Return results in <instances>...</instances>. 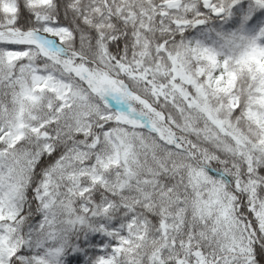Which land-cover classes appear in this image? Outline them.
Masks as SVG:
<instances>
[{"label":"snow or ice","instance_id":"obj_1","mask_svg":"<svg viewBox=\"0 0 264 264\" xmlns=\"http://www.w3.org/2000/svg\"><path fill=\"white\" fill-rule=\"evenodd\" d=\"M0 264H264V0H0Z\"/></svg>","mask_w":264,"mask_h":264}]
</instances>
